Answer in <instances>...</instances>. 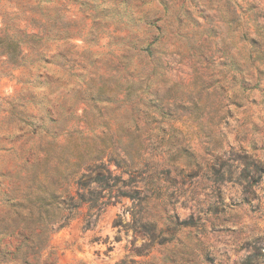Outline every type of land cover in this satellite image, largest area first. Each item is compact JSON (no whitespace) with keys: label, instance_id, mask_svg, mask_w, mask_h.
<instances>
[{"label":"clouds","instance_id":"obj_1","mask_svg":"<svg viewBox=\"0 0 264 264\" xmlns=\"http://www.w3.org/2000/svg\"><path fill=\"white\" fill-rule=\"evenodd\" d=\"M167 2L132 0L133 24L100 0H0V35L38 41L0 75V264H87L106 218L121 241L105 250L144 249L126 264H264V62L243 38L264 43V0ZM221 165L231 182H216Z\"/></svg>","mask_w":264,"mask_h":264},{"label":"rangeland","instance_id":"obj_2","mask_svg":"<svg viewBox=\"0 0 264 264\" xmlns=\"http://www.w3.org/2000/svg\"><path fill=\"white\" fill-rule=\"evenodd\" d=\"M81 2L85 4H89V6H94L89 3V0H81ZM103 4H110V7H105L101 10L102 15L104 16H111L113 18H120L123 19V17H127L129 23H138V18L134 17L131 14V6H132V0H100ZM165 7H169L167 0H164ZM125 5L126 11L123 13L121 12L120 5ZM252 7H257V5H253ZM197 9L200 11V13L203 15V9L200 8L199 4H197ZM189 15H191L189 13ZM206 27L205 30L209 33L211 37H216L220 35L221 29L219 25L213 27V23L215 18L206 16ZM253 24L257 28L258 31L261 29H264V23L260 22V14L254 15L252 18ZM30 27L34 28H40L44 31L46 35L54 34L58 38H68L72 35H78L79 32L77 29L80 27L77 22L75 21H69L63 23L61 26L57 27V25L53 24L51 26H47L43 23H41L40 20H37L35 18L31 19L29 22ZM95 27V25H94ZM244 39L248 40L249 46H250V53L251 56L254 58L253 62L255 61H261L264 62V43H261L258 40L251 39L250 36L245 34L243 37ZM96 35L93 32H89V35L87 37L88 43L96 42ZM20 41H24L26 43H38L36 38L34 36H28L25 32L21 31L19 28L15 30V32L11 35H9L7 32H4L3 35H0V57L7 56L8 60L0 63V75H7L8 69L17 66L21 60L23 59L21 57L20 53ZM213 44L215 46V49L217 52H219L223 57L224 61H227V71H231L233 69L239 71L241 73V82L243 83V72L245 71V66L236 59L235 56L231 54L229 51L227 45L223 43L222 40L215 41L213 39ZM222 61V63L224 62ZM38 79V78H37ZM244 87L248 88L250 85L247 83H244ZM215 171V180L217 183H224L226 180L228 182H231L232 176L234 173V169L229 165L227 167V173L225 174L224 165H221L220 169L214 170ZM244 176H247V173L244 174ZM111 179V177H107L103 182L100 181V186H105L108 184V181ZM117 182L119 181V177H116ZM117 203H119V199L117 200ZM111 211V210H110ZM121 224V220L117 218L115 221L111 223L109 226L107 222V218L104 222L103 227V233L104 235L95 236L93 237L92 243L94 245L95 250L90 253L91 259L88 260L87 264H102L103 261H109L115 258V264H126V262L130 259L133 255H139L144 252V249H137L135 247V242H133V247L131 249H128L127 246L121 247L119 249L114 248L113 246H108L106 250L103 246L110 245V241L114 242V244H119L121 241V236L118 234L116 235H110L113 229H117L118 226ZM154 225H144L142 228H137V231H142L143 235H151L152 230L154 229ZM0 231L7 232L8 229L6 227L0 228ZM2 242V241H0ZM145 248L150 247V245H145ZM123 257V259H121ZM132 264H136L135 261H132Z\"/></svg>","mask_w":264,"mask_h":264},{"label":"trees","instance_id":"obj_3","mask_svg":"<svg viewBox=\"0 0 264 264\" xmlns=\"http://www.w3.org/2000/svg\"><path fill=\"white\" fill-rule=\"evenodd\" d=\"M109 178L111 177V176H108ZM105 179H107V177H105V176H99V177H97V183L99 184V182L100 181H104Z\"/></svg>","mask_w":264,"mask_h":264}]
</instances>
